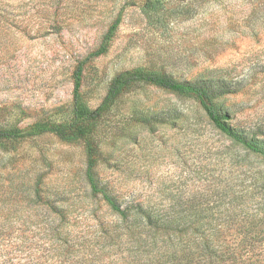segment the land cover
<instances>
[{"label":"rangeland","instance_id":"obj_1","mask_svg":"<svg viewBox=\"0 0 264 264\" xmlns=\"http://www.w3.org/2000/svg\"><path fill=\"white\" fill-rule=\"evenodd\" d=\"M120 13L109 51L84 65L88 107L126 69L218 79L229 123L264 144V0H0V128L71 119L74 71ZM94 137L98 181L131 214L92 194L83 141H0V264H146L156 244L215 247L231 262L235 244H253L264 263V155L197 100L138 84Z\"/></svg>","mask_w":264,"mask_h":264},{"label":"trees","instance_id":"obj_2","mask_svg":"<svg viewBox=\"0 0 264 264\" xmlns=\"http://www.w3.org/2000/svg\"><path fill=\"white\" fill-rule=\"evenodd\" d=\"M121 22L122 15L120 13L110 25L99 46L79 61L73 74L74 110L71 119L67 121L37 120L25 128H0V141L25 139L45 133L55 134L67 141H83L87 150L85 178L92 194L102 195L112 210L123 218H127L132 209L123 207L98 181L96 165L100 156V148L95 140L94 133L99 120L110 110L118 98L130 88L141 83H148L179 95L192 97L203 107L215 126L228 137L241 143L249 150L262 155H264V144L257 137L249 136L229 123L230 114L223 107H220L216 100L217 97L228 92L224 83L218 79L179 80L167 73L154 72L144 68L126 69L115 75L99 105L95 108L88 107L81 93L84 65L90 58L106 54L109 51ZM147 219L151 221L152 218L148 216ZM252 247L253 244L249 247L243 244H235L232 250L234 254L232 262L224 259L225 253L223 250H218L215 247L213 250L209 247L204 249L200 244H156L152 250L145 253V257L148 258L146 264H264L252 259ZM208 249H210L209 254L206 253ZM213 256L215 259L212 258Z\"/></svg>","mask_w":264,"mask_h":264}]
</instances>
